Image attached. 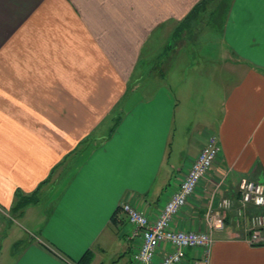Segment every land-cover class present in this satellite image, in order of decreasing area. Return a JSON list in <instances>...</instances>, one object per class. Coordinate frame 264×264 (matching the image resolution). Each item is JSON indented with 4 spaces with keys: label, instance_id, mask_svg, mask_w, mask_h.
<instances>
[{
    "label": "crops",
    "instance_id": "0c3cea01",
    "mask_svg": "<svg viewBox=\"0 0 264 264\" xmlns=\"http://www.w3.org/2000/svg\"><path fill=\"white\" fill-rule=\"evenodd\" d=\"M198 1L0 0V264H76L87 250L91 264H138L119 204L156 218L210 134L220 157L172 225L207 230L209 205L230 197L208 264H264V245L243 238L254 208L236 214L240 180L264 183V0H230L190 42L196 61L179 43L114 131L81 146ZM176 57L188 62L172 77Z\"/></svg>",
    "mask_w": 264,
    "mask_h": 264
},
{
    "label": "built area",
    "instance_id": "2783aa9c",
    "mask_svg": "<svg viewBox=\"0 0 264 264\" xmlns=\"http://www.w3.org/2000/svg\"><path fill=\"white\" fill-rule=\"evenodd\" d=\"M220 152L216 136L210 134L180 179L177 190L171 194L153 220L128 200L121 201L119 207L132 226L129 236L140 237V245L133 256L138 264H186L188 249L193 250L192 264H208L214 242L212 229L222 228L223 218L234 206V199L226 196L221 198L217 203L218 209L214 211L209 205L205 213L207 230L175 228L172 222L197 189L201 179L218 161ZM236 203V214L239 217L246 216L248 206L255 210L247 217L244 240L252 246L264 245V183L242 178L238 185ZM158 252H161L160 256L157 255Z\"/></svg>",
    "mask_w": 264,
    "mask_h": 264
},
{
    "label": "rangeland",
    "instance_id": "374dc122",
    "mask_svg": "<svg viewBox=\"0 0 264 264\" xmlns=\"http://www.w3.org/2000/svg\"><path fill=\"white\" fill-rule=\"evenodd\" d=\"M229 1L230 0H213L212 2H209L208 8L203 13V15L199 14L194 20L190 21L189 24L184 25L185 27H183L182 23L178 22L176 24L169 25L167 30L165 29V27L162 28V32L160 33L159 38L156 41L155 48L157 46L159 47L161 42L165 43L164 55H161L158 60L153 59V61H151L150 59H147L144 64H141L140 72L137 73L136 76L133 75V80H131V82L129 81L128 83L126 95L117 103L115 108L111 110L110 114L99 125V128L93 133L89 134L88 138H93V136H100L110 132V128L115 124L118 119L117 117L120 115H124L137 100V94L133 93L135 88L139 87L141 83L147 82L148 80L151 81L150 79L153 77V73L152 75L150 74L151 76L145 73H147V71L153 66L157 67L158 69H161L163 63L167 59L169 60L170 56L174 58L177 51H179V43L184 40L187 43L189 42L187 50L189 52L188 59L191 61H196V59L198 58V56H195L197 54L196 52H199L202 44L199 45L200 47H195V44H192L190 42L194 40L200 28H212L213 23L216 24L215 26L213 25L215 28L220 27L219 23H221L223 18L222 13L225 11ZM203 51H207L206 46L203 48ZM144 58L146 59V56ZM187 62V59L185 61L180 57H176L175 59L171 60L170 66H172V68H169L167 74L171 75L172 77H175V75L178 74L181 75L180 70L185 66ZM184 73H186V69ZM138 77L143 79V81L140 82L141 80L138 79Z\"/></svg>",
    "mask_w": 264,
    "mask_h": 264
},
{
    "label": "trees",
    "instance_id": "16d2710c",
    "mask_svg": "<svg viewBox=\"0 0 264 264\" xmlns=\"http://www.w3.org/2000/svg\"><path fill=\"white\" fill-rule=\"evenodd\" d=\"M213 0H199L196 2L190 11L186 14V16L180 21L182 23L183 27L184 25H187L190 23V21L194 20L199 14H203L207 8H208V3L212 2ZM211 13V12H210ZM119 119V116L117 117ZM118 119L115 122V124L110 128V133H112L116 127V124L118 123ZM91 140L90 138H86L83 141V144L81 146H84V144H87V142ZM80 150V149H79ZM78 151V149H77ZM35 197V194L28 195V196H23L21 195L17 201L18 206L25 205L31 201V198ZM17 206V205H16ZM112 220L114 223H120L121 219L117 216V212H115L112 216ZM91 258L92 254L90 250H87L77 261L76 264H91Z\"/></svg>",
    "mask_w": 264,
    "mask_h": 264
}]
</instances>
